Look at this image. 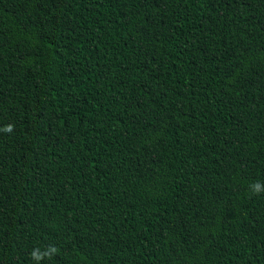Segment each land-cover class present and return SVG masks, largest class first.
<instances>
[{
  "label": "trees",
  "instance_id": "trees-1",
  "mask_svg": "<svg viewBox=\"0 0 264 264\" xmlns=\"http://www.w3.org/2000/svg\"><path fill=\"white\" fill-rule=\"evenodd\" d=\"M257 181L264 0H0V264H264Z\"/></svg>",
  "mask_w": 264,
  "mask_h": 264
},
{
  "label": "clouds",
  "instance_id": "clouds-1",
  "mask_svg": "<svg viewBox=\"0 0 264 264\" xmlns=\"http://www.w3.org/2000/svg\"><path fill=\"white\" fill-rule=\"evenodd\" d=\"M6 130H11V126H8ZM250 189L252 194L260 195L264 193V184H261L260 182H254L250 185ZM56 252V249L54 247L50 248L49 254H54Z\"/></svg>",
  "mask_w": 264,
  "mask_h": 264
}]
</instances>
